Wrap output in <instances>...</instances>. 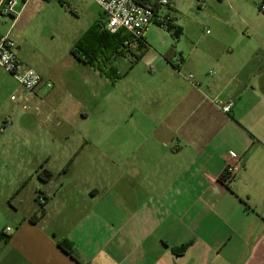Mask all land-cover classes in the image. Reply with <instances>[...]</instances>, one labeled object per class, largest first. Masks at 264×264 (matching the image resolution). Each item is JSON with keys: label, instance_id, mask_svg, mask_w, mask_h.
<instances>
[{"label": "crops", "instance_id": "crops-1", "mask_svg": "<svg viewBox=\"0 0 264 264\" xmlns=\"http://www.w3.org/2000/svg\"><path fill=\"white\" fill-rule=\"evenodd\" d=\"M184 1L168 10L182 30L176 14ZM186 1L214 5L207 24L227 27L214 37L223 46L195 54L197 36L186 57L167 60L162 73L121 92L113 89L134 66L112 81L77 60L108 81L102 98L75 91L87 77L74 62L34 69L43 82L29 97L35 109L20 117L55 118L59 126H15L13 107L0 121V167L15 162L13 149L38 129L61 139L59 153H46L39 166L56 175L69 164L54 185L39 180L41 218L33 220L39 210L30 206L3 228L0 214V264H264V0ZM225 3L228 12L218 13ZM229 19L243 28L230 27ZM68 70L80 78L66 77ZM98 100L105 108L95 114ZM228 101L231 110L223 113L217 102ZM234 155L242 167L225 184L221 176ZM60 239L71 243L75 260L58 247Z\"/></svg>", "mask_w": 264, "mask_h": 264}, {"label": "rangeland", "instance_id": "rangeland-1", "mask_svg": "<svg viewBox=\"0 0 264 264\" xmlns=\"http://www.w3.org/2000/svg\"><path fill=\"white\" fill-rule=\"evenodd\" d=\"M183 3L181 13L176 14L179 25L183 28L182 34L175 38L166 27L151 24L145 34L147 51L140 61L134 65L132 75L122 76L131 70L132 58L129 55H115L105 64L106 68L104 70L109 74L111 73L110 69H113L123 77L117 82L113 92H121V88L123 90L130 88L133 81L143 82L151 79L149 78L151 76L155 77L162 73L164 63L167 60L176 63L181 53L183 57H186L187 52L196 42L197 36H200V39L197 42L195 54L223 46L225 41L222 39L224 43L215 42L214 37L218 34V31H227V27L214 21H211L210 25L207 24V20L215 11L214 5H202L200 8L197 2L190 3L185 0ZM21 8V13L16 20L9 16L0 17V35L9 33L16 43L18 57L33 69L59 70L74 62V64L82 66L81 73H84L87 77L79 79V85L75 88V91L86 92L91 95L96 92L99 98L106 95L110 90L108 81L104 77L96 75L93 69L79 63L71 54L72 49L75 47L74 50L78 57L86 60V56L76 45L81 42L95 45L98 32L104 30L105 20L96 3L93 0H28L25 4L19 3L17 10ZM226 12H228V6L225 3L218 9V13L226 14ZM229 21L230 27L243 28L236 19H229ZM95 25H98V30ZM174 51H176V54L170 57ZM69 71L65 76L67 77L70 74L75 77L73 73L76 72L71 71L69 73ZM96 72L99 74V70ZM78 78L80 76L75 77V80ZM52 88L51 85L50 89ZM50 89L48 90L53 93L64 92L61 84L56 85L52 90ZM12 94L19 96L23 94V90L14 78L0 68V121L2 118L9 120L14 107L17 114L14 115L12 124L15 126L34 125L45 126L46 128L48 126H59L55 122V118L52 122H48L46 117H36L31 121L21 118L20 116L23 115L20 114L23 109L10 101V95ZM29 108L31 110L35 109L32 105H29ZM104 108V101L98 100V104L93 110H96L95 114H97V112L103 111ZM38 109L46 111L47 107L41 105ZM40 110L35 114H39ZM94 119L98 118L94 117ZM48 131V129H38L34 135L29 134V137H31L29 144L18 143L13 149L16 161L11 163L1 162L0 214L3 228L5 226L11 227L16 218L30 206L40 210L36 189L42 190L45 185L39 181L37 169L39 164L45 161L44 155L46 153L54 150L57 154L59 153L58 146L61 144L60 134H52ZM73 135L71 134V137ZM38 156L42 157V160H39ZM57 156L59 157V155ZM1 158H3L2 155ZM50 167L54 170L58 169L59 160H52Z\"/></svg>", "mask_w": 264, "mask_h": 264}, {"label": "built area", "instance_id": "built-area-1", "mask_svg": "<svg viewBox=\"0 0 264 264\" xmlns=\"http://www.w3.org/2000/svg\"><path fill=\"white\" fill-rule=\"evenodd\" d=\"M28 0H0V17L9 16L16 18L18 15L17 6L19 3L25 4ZM102 13L105 15L104 30L109 33H116L124 30L129 34L126 45L135 49L144 37V32L151 24L164 27L172 24L173 18L168 13L169 8L176 0H154V6L144 5L137 0H93ZM259 12L264 13V1L258 7ZM16 43L10 37L9 33L0 36V68L16 80L23 90V94L17 96L12 94L10 100L16 102V105L24 111H28L29 97L43 82L42 76L34 69L23 64L16 54ZM186 79L194 86L199 83L194 82L193 76L189 74ZM48 87H51L48 84ZM223 113H229L232 102H217ZM243 158L237 155L233 156L231 162L226 166L221 176V181L229 183L237 172L241 169ZM46 199L38 194L40 205L45 203ZM9 230V228H7Z\"/></svg>", "mask_w": 264, "mask_h": 264}, {"label": "trees", "instance_id": "trees-1", "mask_svg": "<svg viewBox=\"0 0 264 264\" xmlns=\"http://www.w3.org/2000/svg\"><path fill=\"white\" fill-rule=\"evenodd\" d=\"M144 5L154 6V2L152 0H137ZM98 26V25H97ZM96 29L98 30V27ZM166 27L170 30L175 38H178L182 34V29L180 27H175L171 23L167 24ZM129 38V34L124 30H120L116 33H109L106 30H100L98 32V38L96 39V44L91 45L92 43H79L78 46L84 56L85 59H81L75 52V47L72 49L71 54L72 56L84 63L88 66L99 70V73L104 75L105 77L111 79L112 81L120 78L121 75L117 74V71L110 69L111 73L109 74L104 68H106L105 64L109 62L110 58L113 56H130L132 58L130 63V68L137 64L143 55L147 51V46L145 43L144 37L141 41H139L137 47L135 49H131L129 46L126 45V41ZM69 164V163H68ZM68 164L63 168L61 172L54 175L51 171L44 168L43 165L39 166L37 171V177L42 182H50V185H54L59 180L61 173H64L67 170ZM45 213L43 205H40V210L38 215L34 216L33 220L41 218ZM58 247L68 256L75 260L71 243L67 239H60L58 240ZM175 251V250H174ZM182 250L175 251L177 253L181 252Z\"/></svg>", "mask_w": 264, "mask_h": 264}]
</instances>
